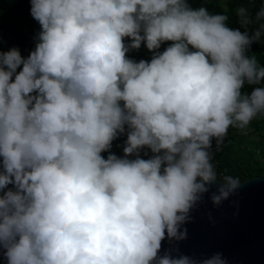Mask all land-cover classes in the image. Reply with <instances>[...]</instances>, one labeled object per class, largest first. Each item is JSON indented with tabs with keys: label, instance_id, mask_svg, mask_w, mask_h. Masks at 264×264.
<instances>
[{
	"label": "clouds",
	"instance_id": "9594fccd",
	"mask_svg": "<svg viewBox=\"0 0 264 264\" xmlns=\"http://www.w3.org/2000/svg\"><path fill=\"white\" fill-rule=\"evenodd\" d=\"M30 2L35 49L0 51L7 264H227L222 253H159L187 238L218 179L213 141L219 151L230 128L264 118V66L248 55L264 8L235 10L241 32L188 0ZM142 44L151 60L129 58ZM124 134L120 157L110 150ZM221 180L216 205L240 185Z\"/></svg>",
	"mask_w": 264,
	"mask_h": 264
},
{
	"label": "trees",
	"instance_id": "16d2710c",
	"mask_svg": "<svg viewBox=\"0 0 264 264\" xmlns=\"http://www.w3.org/2000/svg\"><path fill=\"white\" fill-rule=\"evenodd\" d=\"M188 2L193 8L206 7L210 13L228 15L227 26L232 29H240L241 32L245 29L239 24L235 10L244 6L255 14L264 8V0H188ZM30 9V0H0V51L6 52L16 47L26 58L35 49L41 26L32 17ZM170 43L162 44L159 51L165 50ZM248 55H255L261 66H264V37L260 42L251 45ZM128 56L137 62L140 60L150 61L153 53L142 44L139 50L130 51ZM252 90L253 86L248 85H245L243 89L249 94ZM126 138V134H124L114 140L110 151L122 157ZM213 151V164L219 180L225 175H230L238 178L241 183L264 176V118H256L243 132L236 128H230L219 151L215 150V141H213ZM108 154V152L102 153L105 159ZM8 187L11 188L12 185Z\"/></svg>",
	"mask_w": 264,
	"mask_h": 264
},
{
	"label": "water",
	"instance_id": "95a60500",
	"mask_svg": "<svg viewBox=\"0 0 264 264\" xmlns=\"http://www.w3.org/2000/svg\"><path fill=\"white\" fill-rule=\"evenodd\" d=\"M222 184L217 179L191 210L190 220L182 226L187 238L165 239L159 255L171 252L174 257L203 259L222 253L227 264H264V176L241 182L216 205L211 196ZM0 264H7L2 252Z\"/></svg>",
	"mask_w": 264,
	"mask_h": 264
}]
</instances>
